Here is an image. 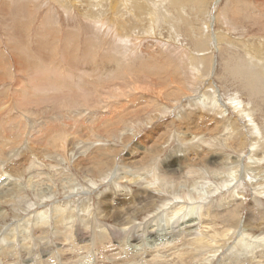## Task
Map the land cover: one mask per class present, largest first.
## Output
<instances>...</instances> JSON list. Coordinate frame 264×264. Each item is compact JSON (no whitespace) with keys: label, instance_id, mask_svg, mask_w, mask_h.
I'll list each match as a JSON object with an SVG mask.
<instances>
[{"label":"rangeland","instance_id":"1","mask_svg":"<svg viewBox=\"0 0 264 264\" xmlns=\"http://www.w3.org/2000/svg\"><path fill=\"white\" fill-rule=\"evenodd\" d=\"M263 215L264 0H0V264H264Z\"/></svg>","mask_w":264,"mask_h":264},{"label":"bare ground","instance_id":"2","mask_svg":"<svg viewBox=\"0 0 264 264\" xmlns=\"http://www.w3.org/2000/svg\"><path fill=\"white\" fill-rule=\"evenodd\" d=\"M53 79H54V78H53ZM152 108H153V107H152ZM151 110H152V109H151ZM132 113H133V112H132ZM135 116H136V115H135ZM144 116H145V115H144ZM177 116H178V115H177ZM129 117H130V116H129ZM117 121H118V120H117ZM194 122H196V121H194ZM167 124H168V123H167ZM189 124H190V123H189ZM192 125H193V124H192ZM190 126H191V125H190ZM187 130H188V129H187ZM191 136H193V135L191 134ZM125 138H126V137H125ZM178 138H179V137H178ZM129 139H130V138H129ZM129 139H128V140H129ZM197 147H198V146H197ZM195 148H196V146H195ZM154 151H155V150H154ZM132 153H133V154H132V158H133V159H127V158H126V159H127L126 161H129L130 163H136V162H138L141 158H137V157H136V155H137L136 151H132ZM100 154H101V153H100ZM94 156H95V155H94ZM99 156H100V155L96 156L95 159L97 160V157H99ZM130 165H131V164H130ZM130 165H129V166H130ZM133 165H134V164H133ZM104 166H105V165H104ZM103 172H104V171H103ZM95 174H96V173H95ZM140 208H141V207H140ZM190 209H191V208H190ZM57 210H58V209H57ZM54 212H55V211H54ZM260 212H261V211H260ZM175 213H176V212H175ZM256 214H257V213H256ZM258 215H259V214H258ZM261 215H262V214H261ZM263 216H264V215H263ZM62 219H63V217H60V218L58 219V221H62ZM43 220H44V219H43ZM126 229H127V228H126ZM65 232H66V230H65ZM223 232H224V231H223ZM63 233H64V231H63ZM67 233H68V232H67ZM104 233H105V232H104ZM225 233H226V230H225ZM63 235H64V234H63ZM103 235H104V234H103ZM226 235H227V234H226ZM67 236H70V234H67ZM241 236H242V235H241ZM98 237H99V236H98ZM201 237H202V236H201ZM201 237H200V235H199V238H201ZM64 238L67 239L66 235L64 236ZM101 238H102V237H101ZM241 238H242V237H241ZM241 238H240V240H239V243H240V244H244L245 246L248 247L249 250H253L252 248H256L255 246L253 247L254 244L251 246V245L247 244V241H246V243H245V241L243 242V241L241 240ZM103 239H105V237H103ZM103 239H102V240H103ZM263 240H264V239H263ZM198 241H199V239H197L196 242H198ZM254 242H255V241H254ZM254 242H253V243H254ZM260 242H261L260 244H262L263 241H261V239H260ZM251 243H252V242H251ZM258 243H259V241H258ZM23 244H24V243H23ZM219 246H220V245H218V248H220L222 245H221L220 247H219ZM214 249H215V251H214ZM214 249H212V250H213V253H216L217 250H216V248H214ZM254 250H255V249H254Z\"/></svg>","mask_w":264,"mask_h":264}]
</instances>
